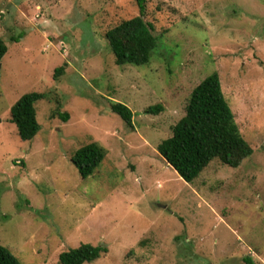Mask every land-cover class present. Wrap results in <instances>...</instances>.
<instances>
[{"label": "rangeland", "instance_id": "1", "mask_svg": "<svg viewBox=\"0 0 264 264\" xmlns=\"http://www.w3.org/2000/svg\"><path fill=\"white\" fill-rule=\"evenodd\" d=\"M145 5L157 46L134 66L115 64L104 33L138 14L136 0H0V244L23 264H56L81 243L107 248L84 264H264V0ZM213 71L253 151L189 183L156 146ZM28 92L46 95L39 131L21 140L10 107ZM88 142L106 153L83 178L71 156Z\"/></svg>", "mask_w": 264, "mask_h": 264}, {"label": "trees", "instance_id": "2", "mask_svg": "<svg viewBox=\"0 0 264 264\" xmlns=\"http://www.w3.org/2000/svg\"><path fill=\"white\" fill-rule=\"evenodd\" d=\"M138 14L122 19L107 29L104 38L114 56L116 65H145L157 46V37L152 33V24L144 19L145 0H136ZM20 35L11 36L17 41ZM7 51V45L0 37V61ZM63 72V65L54 69L53 78ZM46 94L28 92L22 94L10 107V121L17 128L21 140H29L36 135L40 125L36 119V103ZM110 109L128 126L132 125L133 112L124 103L113 101ZM161 106L156 104L145 109L156 113ZM56 115L63 122L67 112ZM159 155L186 182H192L213 159L223 164L237 167L253 149L241 135L234 114L223 94L219 75L213 71L206 75L191 90L185 105L184 115L173 125L169 137L156 146ZM105 150L97 142L79 146L71 156V161L81 177L91 175L105 156ZM107 248L101 244L81 243L76 247L61 251L56 264H84L98 258ZM249 260V258H247ZM0 264H23L7 247L0 244Z\"/></svg>", "mask_w": 264, "mask_h": 264}]
</instances>
